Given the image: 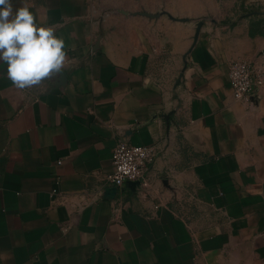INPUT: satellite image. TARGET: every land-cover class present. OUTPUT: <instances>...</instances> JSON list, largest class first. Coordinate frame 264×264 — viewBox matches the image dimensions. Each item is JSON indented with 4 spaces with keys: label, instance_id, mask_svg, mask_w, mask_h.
<instances>
[{
    "label": "crops",
    "instance_id": "0c3cea01",
    "mask_svg": "<svg viewBox=\"0 0 264 264\" xmlns=\"http://www.w3.org/2000/svg\"><path fill=\"white\" fill-rule=\"evenodd\" d=\"M27 2L66 63L20 90L0 61V264H264V83L241 101L228 78L264 74V35L227 50L157 0ZM120 140L158 152L145 187L108 182Z\"/></svg>",
    "mask_w": 264,
    "mask_h": 264
},
{
    "label": "clouds",
    "instance_id": "9594fccd",
    "mask_svg": "<svg viewBox=\"0 0 264 264\" xmlns=\"http://www.w3.org/2000/svg\"><path fill=\"white\" fill-rule=\"evenodd\" d=\"M13 10L12 0H0V61L7 78L20 90L58 75L66 63L65 41L55 29L37 23L27 0Z\"/></svg>",
    "mask_w": 264,
    "mask_h": 264
},
{
    "label": "rangeland",
    "instance_id": "374dc122",
    "mask_svg": "<svg viewBox=\"0 0 264 264\" xmlns=\"http://www.w3.org/2000/svg\"><path fill=\"white\" fill-rule=\"evenodd\" d=\"M138 1L139 0H131V5H138ZM155 1L156 0H147V3L148 5H153L156 4ZM193 2L194 13L184 15L182 6L191 4V0H189V2L188 0H161L160 4L157 0V5L161 6V14L158 16L166 23L188 21L195 23L197 35L201 32L199 27L208 23L212 24L221 29L223 33H227L226 41L229 43V46H226L227 50L236 49V46L231 43L230 37L241 35L242 30L247 32L251 37L264 35L263 5L251 4L246 0H193ZM147 17L148 19L155 18L156 15L148 13ZM237 29L239 30L236 31ZM165 33L166 31L164 30V36ZM196 37L198 38V36Z\"/></svg>",
    "mask_w": 264,
    "mask_h": 264
},
{
    "label": "built area",
    "instance_id": "2783aa9c",
    "mask_svg": "<svg viewBox=\"0 0 264 264\" xmlns=\"http://www.w3.org/2000/svg\"><path fill=\"white\" fill-rule=\"evenodd\" d=\"M263 77V72L249 61L238 59L229 65V84L237 100L249 101L256 87L264 83ZM157 158L158 152L151 146L120 140L112 152L113 171L107 180L117 189L128 183L145 187L146 174Z\"/></svg>",
    "mask_w": 264,
    "mask_h": 264
}]
</instances>
